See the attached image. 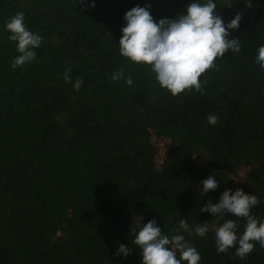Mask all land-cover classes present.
Returning <instances> with one entry per match:
<instances>
[{
  "label": "trees",
  "instance_id": "1",
  "mask_svg": "<svg viewBox=\"0 0 264 264\" xmlns=\"http://www.w3.org/2000/svg\"><path fill=\"white\" fill-rule=\"evenodd\" d=\"M191 2L0 0V264H141L131 228L152 219L163 234L183 235L201 254L199 264H264L258 242L245 257L216 250L215 228L232 219L239 236L246 219L199 211L241 188L258 197L251 213L264 219V70L255 62L264 0L248 9L245 0H213L225 23L242 14L239 28L229 30L241 51L229 50L201 75L203 94L173 96L150 66L119 54L127 11L150 5L158 21ZM17 12L43 41L34 61L14 69L19 53L5 23ZM65 68L72 70L68 83ZM209 114L218 117L214 126ZM162 139L169 147L158 166ZM208 175L220 187L203 193ZM180 219L190 228L207 222L209 230L189 234ZM121 244L130 255H115Z\"/></svg>",
  "mask_w": 264,
  "mask_h": 264
},
{
  "label": "clouds",
  "instance_id": "2",
  "mask_svg": "<svg viewBox=\"0 0 264 264\" xmlns=\"http://www.w3.org/2000/svg\"><path fill=\"white\" fill-rule=\"evenodd\" d=\"M84 0H81V4ZM94 6V3L89 4ZM251 0H245V8H251ZM150 5L135 6L123 17L126 25L121 28L119 54L136 64L150 66L151 72L159 86L177 96L185 91H196L203 94L200 77L206 71L216 67V59L221 58L231 50L241 51L239 38L229 39V30H236L242 20V14L237 12L228 22L217 14V5L213 0H193L188 3L184 13L175 18L154 21L149 11ZM23 12H17L5 23V30L10 33L9 42H15L19 53L12 62V68L22 67L27 62L34 61L37 56L35 49L40 48L43 37L30 31L25 25ZM255 62L264 70V44L258 47ZM71 63V62H69ZM71 68H65L63 80L71 82ZM123 77V69L112 74L111 79L117 81ZM129 86L133 84L131 77L125 80ZM83 84L76 77L73 88L79 91ZM210 125L217 123L215 114L207 116ZM195 157V156H194ZM193 157V158H194ZM203 193L216 190L220 183L212 175L202 182ZM254 194H247L241 188L226 189L218 202L209 200L200 212L213 215L230 213L237 218L246 219L242 235H237L238 224L228 219L215 228V247L218 253H227L235 248V254L245 257L253 252L258 242L264 248V219L251 213V209L259 203ZM180 229L199 237H204L209 225L207 222L189 227L187 219H180ZM133 244L141 249V264H199L201 254L181 234L169 237L163 234L156 220H149L142 226H132ZM132 249L119 245L115 255L128 256ZM179 253V258H177Z\"/></svg>",
  "mask_w": 264,
  "mask_h": 264
},
{
  "label": "built area",
  "instance_id": "3",
  "mask_svg": "<svg viewBox=\"0 0 264 264\" xmlns=\"http://www.w3.org/2000/svg\"><path fill=\"white\" fill-rule=\"evenodd\" d=\"M155 163L159 166L164 158V153L169 147V142L166 139L158 140L156 143Z\"/></svg>",
  "mask_w": 264,
  "mask_h": 264
},
{
  "label": "rangeland",
  "instance_id": "4",
  "mask_svg": "<svg viewBox=\"0 0 264 264\" xmlns=\"http://www.w3.org/2000/svg\"><path fill=\"white\" fill-rule=\"evenodd\" d=\"M243 175H244V170L241 169V170L238 171L237 174H234V175H232L231 177H232L233 179H235V180H238V179L241 178Z\"/></svg>",
  "mask_w": 264,
  "mask_h": 264
}]
</instances>
